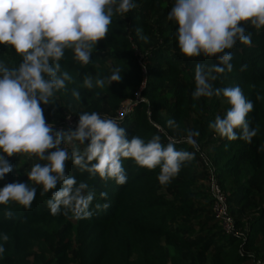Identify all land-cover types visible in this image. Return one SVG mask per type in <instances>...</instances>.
<instances>
[{
	"label": "trees",
	"instance_id": "obj_1",
	"mask_svg": "<svg viewBox=\"0 0 264 264\" xmlns=\"http://www.w3.org/2000/svg\"><path fill=\"white\" fill-rule=\"evenodd\" d=\"M134 3L136 7L142 4L166 7L165 0H134ZM134 9L113 19L107 40L99 42L93 50L90 64L81 65L70 50L66 51L61 67L73 80L67 83V91L56 93V105H41L46 121L54 124L57 131L75 129L57 123L59 100L78 107L82 113L97 112L102 118H106L101 114L102 97L111 113L130 101L132 108L127 113L111 118L126 129L129 140L139 136L147 142L159 135L167 145L171 138L177 150L194 152L195 159L185 163L178 176L167 184L159 182V168L147 170L133 160H124L127 183L122 186L113 180L105 182L98 175L89 179L88 173L80 172L71 160L67 161L68 175L75 176L78 182L86 181L89 190L95 193L90 205L92 217L77 219L72 213L65 216L62 212L53 215L47 204L51 193L41 195L42 186L34 185L37 195L30 210L14 203L0 205V244L5 247L0 264H30L29 258L35 264H189L190 256L207 259L211 264H256L257 260H264V151L259 150L264 145V99H257L258 95L264 97V30L257 33L249 28L253 37L251 46L237 42L231 50L233 71L226 76L217 74L218 79L212 82L218 88L242 89L254 105L248 119L251 127L259 125L257 136L249 144L241 139L228 141L214 133V140L204 142L223 97L208 98L203 119L193 117L195 68L197 64L217 61L203 56L185 57L178 46V26L173 25L152 49L148 63L147 59L142 60L147 71L143 75L140 59L136 57L141 44L128 33L125 22L133 19ZM138 25L146 29L143 22ZM0 62L13 68L22 60L14 49L0 45ZM117 67L123 76L121 82L104 89L82 87L85 74L99 73L106 77ZM73 89L80 92L79 101L73 98ZM170 119L175 121V127L168 126ZM189 130L200 133L194 137L196 145L204 142L203 148L209 149L207 164L212 177L229 197L230 214L235 216L239 234H227L221 229L212 214V195L202 196L197 191L196 162L205 160L184 139L183 134L187 136ZM74 142V146L63 145L69 154L74 148L83 151L85 147ZM8 159L13 171L0 180V189L13 182L31 186L25 174L30 167L22 169L27 158ZM101 192H107L106 200L101 199ZM97 203H108L110 207L97 211ZM245 208L253 211L247 219L237 215L238 210ZM5 211L13 213L11 219L5 217ZM17 233L27 238L28 246L22 253L17 249ZM4 234L9 237L7 242L2 239ZM73 242L77 245V259L69 256ZM166 248L171 249V257L167 256Z\"/></svg>",
	"mask_w": 264,
	"mask_h": 264
},
{
	"label": "clouds",
	"instance_id": "obj_2",
	"mask_svg": "<svg viewBox=\"0 0 264 264\" xmlns=\"http://www.w3.org/2000/svg\"><path fill=\"white\" fill-rule=\"evenodd\" d=\"M135 7L134 0H0V45L14 49L22 60L13 68L0 62V180L13 171L8 158L44 161L32 164L25 173L31 186L13 182L0 189V205L14 203L30 210L37 195L34 185H39L41 195L51 193L47 204L53 215L72 213L77 219H90L95 193L86 181L68 175L67 161L88 173L89 179L98 175L122 186L127 183L124 160H133L147 170L159 168L158 180L167 184L185 163L195 159L194 152L177 150L171 138L167 145L159 135L147 142L139 136L129 140L126 129L115 119L102 118L97 112L81 113L75 129L67 132L57 131L46 121L41 105H56V93L67 91V83L73 80L61 67L66 51L81 65L90 64L93 50L107 40L114 15L124 16ZM167 18L178 26V46L185 57L217 61L196 65L192 94L194 100L223 97L230 105L223 116L215 117L210 129L222 139L251 144L259 132V125L251 127L248 119L253 103L239 86L218 88L212 82L218 79L217 74L226 76L233 71L231 50L237 42L251 46L249 28L257 33L264 30V0H175ZM135 31L149 42L143 29ZM122 78L119 67L106 77L87 73L82 87L104 89ZM72 96L81 99L76 89ZM257 99L264 97L258 95ZM167 123L176 126L174 120ZM199 134L189 130L187 143L195 145L194 137ZM74 141L85 147L83 151L74 148L69 154L63 145ZM259 150L264 151V145ZM100 196L106 200L108 194L101 192ZM109 207L108 203L95 205L97 211ZM4 214L8 219L13 216L11 211ZM2 239L7 242L9 237L4 234ZM4 253L0 244V256Z\"/></svg>",
	"mask_w": 264,
	"mask_h": 264
},
{
	"label": "rangeland",
	"instance_id": "obj_3",
	"mask_svg": "<svg viewBox=\"0 0 264 264\" xmlns=\"http://www.w3.org/2000/svg\"><path fill=\"white\" fill-rule=\"evenodd\" d=\"M175 0H165L166 7L162 8L158 4H154L153 6H150L148 4H142L138 7H136L132 13V20H125L127 25L128 33L133 34V38L136 39L141 44V51L137 52V59L146 60L147 63L150 57V53L152 49L163 40V35L166 30H168L171 26L176 25L173 21L168 20V13L171 10L172 6L174 5ZM119 18L118 15H114L113 19ZM139 22H143L146 26V29L144 30L142 27H140L138 24ZM141 28L143 29V35H146L149 37V42L145 43L143 40H141L136 33V29ZM152 65H154L152 63ZM124 82V81H123ZM124 84H126L124 82ZM193 94V93H192ZM191 94V100L192 105L194 107V114L193 117L197 118L198 120L203 119L205 115V111L208 107L209 100L208 98H199V99H193V95ZM138 96V95H136ZM139 97V96H138ZM219 108L215 115H221L223 116L227 109L230 107V105L227 103L226 99L223 98L219 102ZM58 107V119L57 123L60 124L62 127L66 125V120L68 117L72 118L74 121V126L77 125L79 120V115L82 113V110L74 105H69L63 100H59L57 103ZM129 108L131 107V102L127 101L125 102L116 113H111L108 108L105 105L104 98L102 97V110L101 114L106 118H115L116 114L119 116V114H122L123 111L126 113ZM215 120V119H214ZM188 125V124H187ZM189 126V125H188ZM72 127V128H73ZM214 131L209 130V132L206 135V138L204 140H214ZM184 139L186 140V137L183 134ZM204 142L199 145H194L196 148V151L200 153L202 157H204L205 162L198 161L196 162V176L198 178L197 187L198 192L201 193L202 196H208L211 197V178L212 174L209 169V166L207 164V156L209 153L208 148H203ZM76 143L73 142L72 145L74 146ZM26 164L22 166L23 170H26L28 167H31L32 164L36 163L33 160L25 159ZM225 193V192H224ZM226 198L229 202V197L225 193ZM201 202L204 203V200L201 199ZM264 207V203L262 205ZM253 211L251 209L245 208L244 210H238L237 215L241 216L243 219H247ZM232 219L235 218L234 215H232ZM16 238L18 240L17 242V249L22 253L25 251V248H27L26 239L23 238V236L20 233H17ZM167 250V256L171 257V249L166 248ZM69 256L73 259H77V245L75 242L72 243ZM30 264H35L33 261V258H29L28 260ZM189 264H211L209 260L207 259H200L194 256L189 257Z\"/></svg>",
	"mask_w": 264,
	"mask_h": 264
},
{
	"label": "built area",
	"instance_id": "obj_4",
	"mask_svg": "<svg viewBox=\"0 0 264 264\" xmlns=\"http://www.w3.org/2000/svg\"><path fill=\"white\" fill-rule=\"evenodd\" d=\"M139 64L141 65L143 75H145L147 71L144 63L142 62V59L139 60ZM130 109L131 108H129L128 111ZM124 114L125 112L123 111L122 114H119V117L123 116ZM65 126L73 127V119L68 117ZM211 195L213 198L211 207L212 214L214 218L219 222L221 229L227 234H239V232L235 228L234 220L232 219V216L230 214V207L226 195L222 191L217 180L213 177L211 178ZM258 262L259 264H264V260H257L256 264H258Z\"/></svg>",
	"mask_w": 264,
	"mask_h": 264
}]
</instances>
